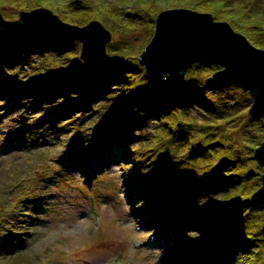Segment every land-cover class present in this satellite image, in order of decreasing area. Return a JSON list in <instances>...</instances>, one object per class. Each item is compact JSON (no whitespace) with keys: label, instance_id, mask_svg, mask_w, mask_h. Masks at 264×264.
I'll use <instances>...</instances> for the list:
<instances>
[{"label":"trees","instance_id":"1","mask_svg":"<svg viewBox=\"0 0 264 264\" xmlns=\"http://www.w3.org/2000/svg\"><path fill=\"white\" fill-rule=\"evenodd\" d=\"M105 1L109 2L101 0L100 4H107ZM222 1L225 6L232 3ZM238 1L240 11L231 17L211 12L216 19L229 20L252 43L264 48V0ZM40 6L75 24L102 15L96 13L93 0H0L4 16L0 21V98L10 99L18 108L43 98L40 105L55 110V122L61 118L62 129L75 125L64 153L76 163L73 166L83 152L87 153L86 167L88 158L111 153L110 146L126 150L134 164L133 172L127 174L133 178L134 202L144 199L143 205L137 203L139 217L150 213L168 223L167 207L179 206L189 213V229L208 234L220 249L211 255L198 252L190 258L183 252L187 260L173 255L169 264H264V200L252 198L264 173V166L255 157L256 148L264 141V114L250 111L251 92L237 84L217 83L213 73L218 65L203 61L188 68L182 90L171 91L165 75L151 74L140 61L141 51L154 34L156 19L148 22L149 31L139 50L128 49L123 55L114 43L113 50L107 47L108 53L122 56L111 55L103 64L91 66L80 57L79 39L52 23L25 27L20 15H15ZM110 19L118 27L132 28L128 18ZM96 102L104 109L100 113ZM27 108L28 103L26 115ZM79 109L98 113L84 127L83 121L77 123ZM27 118V131L35 137L43 117H36L31 124ZM90 140L87 148L85 143ZM167 146L170 154L164 158ZM161 167L169 169L164 184L157 177ZM138 172L144 173L142 178L148 184L144 192L135 183ZM155 189L162 194L156 205ZM0 217L6 222L3 213ZM5 226L0 223L2 249L5 241L16 240ZM176 245L170 246L172 254ZM17 251L0 250V264H20L11 255Z\"/></svg>","mask_w":264,"mask_h":264},{"label":"rangeland","instance_id":"2","mask_svg":"<svg viewBox=\"0 0 264 264\" xmlns=\"http://www.w3.org/2000/svg\"><path fill=\"white\" fill-rule=\"evenodd\" d=\"M93 1L96 13L102 15L92 18L112 24H105L113 32L107 47L113 50L112 44L116 43L123 55L128 49L139 50L149 31L148 22L156 19L163 8L197 7L230 17L241 8L238 0H232L230 6L222 0H109L105 1L107 4ZM111 8L114 9L110 12ZM15 15L19 17V13ZM110 18H128L132 28L118 27ZM111 55L122 56L113 52L107 53V58ZM37 101H32V106L27 102L26 115V102L18 108L11 105L14 103L10 99L0 98V215L3 213L6 221L0 217V223L10 228L12 238H16L14 243L5 241L0 250H18L11 255L20 264H169L168 258L173 255L188 259L178 250L172 254L171 245L187 241L185 247L179 245L178 249L187 250L190 258L212 242L208 234L189 229V213L179 206L167 207L168 223L156 220L150 213L139 217L137 203L143 205L144 199L134 202L136 197L130 188L133 178L127 176L133 172L134 164L126 150L110 146L111 153L88 158L86 167L80 161L73 166L75 162L64 153L75 125L62 129V119L55 122V110H45L41 106L43 98ZM95 107L99 113L104 110L98 102ZM79 110L77 123L83 121L84 127L98 113ZM25 116L28 124L43 117L33 133L35 137L27 131ZM131 144L126 145L128 151ZM85 146L90 147L91 140ZM86 154L83 152L77 159ZM159 169L162 177L158 173L157 177L164 184L169 169ZM143 176L138 172L135 183L144 192L148 184ZM154 193L156 205L162 194H157V189ZM171 230L177 233L172 234ZM1 243L0 240V246ZM219 251L215 247L214 252Z\"/></svg>","mask_w":264,"mask_h":264},{"label":"water","instance_id":"3","mask_svg":"<svg viewBox=\"0 0 264 264\" xmlns=\"http://www.w3.org/2000/svg\"><path fill=\"white\" fill-rule=\"evenodd\" d=\"M3 19L0 12V21ZM20 19L25 27L52 23L67 35L80 39V57L91 66L107 61V43L112 31L100 19L75 24L44 6L21 10ZM140 61L151 74L166 75V84L173 92L182 90L185 74L194 62L215 63L220 67L213 73L214 81L249 90L253 96L250 111L264 114V48L252 43L230 21L216 19L209 11L191 7L160 10L154 34L142 50ZM169 154L167 146L162 156L167 158ZM255 157L264 166V141L256 148ZM252 198L264 200V173L262 185L252 193ZM214 249L212 243L205 245L209 254Z\"/></svg>","mask_w":264,"mask_h":264}]
</instances>
